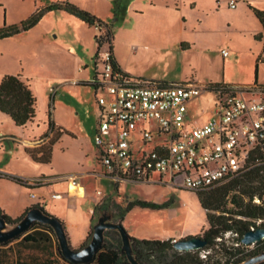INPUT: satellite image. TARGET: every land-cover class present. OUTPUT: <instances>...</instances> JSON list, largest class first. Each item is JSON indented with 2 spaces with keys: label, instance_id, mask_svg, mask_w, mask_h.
I'll return each mask as SVG.
<instances>
[{
  "label": "crops",
  "instance_id": "obj_1",
  "mask_svg": "<svg viewBox=\"0 0 264 264\" xmlns=\"http://www.w3.org/2000/svg\"><path fill=\"white\" fill-rule=\"evenodd\" d=\"M70 1L73 3L76 2L77 5L79 4L83 9L87 8L81 5L77 0ZM139 1V11L138 9H134L132 11L133 16L139 17L145 15L146 18L143 17L140 20H136L125 29V31L131 34H139V43L136 44L135 50L131 52V56L133 54H141L147 48L149 49L144 42V35H148L153 39L157 36L160 41L171 43L170 47H165L163 49L166 54H180L181 57L185 58L187 71L176 75H172L168 72H164V74L160 75H148L145 72L132 73L128 70L126 64L122 65L120 60H118L113 46V55L117 63L122 71L130 76L163 83L195 80L203 85L208 83L245 85V83H239L231 78L230 71H228L229 68L241 55L250 56L253 62H255V58L257 60L258 56H261L262 61L264 60L262 57L264 53L263 40L255 38L257 34L262 33L263 28L249 5L262 11H264V9L256 7L253 2L254 0H236L235 7L233 8L229 5L230 0ZM16 3L21 5L20 0H16ZM8 4L10 3L5 0H0V19L2 14V19L0 21L2 24L0 26L6 23L5 15ZM222 10L233 13L228 19L230 23L228 22L227 27H231L230 29H215L218 23V16H220ZM53 13H55V15L59 13L63 20L67 21V24H71L78 30L77 33L79 32L80 36L84 34L86 28L92 29L93 35L97 32V28H95L96 30L91 28V26L85 24L80 19L64 11H49L43 17L48 15L53 16ZM178 16L179 21L176 25L175 21ZM43 21L44 18H41L36 25L24 32L32 31L39 25H43ZM8 22H13V20ZM175 26L178 28L176 32L175 29L173 31ZM52 30L53 29L50 27L49 32L38 37L39 39L36 40V48L40 47V45H46L49 42L47 40V34H51ZM60 32L63 31L60 29ZM17 35L19 34L0 39V80L6 74H17L21 71V78L25 81L29 80L30 82L32 78L31 75L29 76L28 73L22 72V68L16 67L21 66L22 60L20 59L25 58L31 50L29 48H24L22 52H16V46H23V42L29 40L30 37L27 36L28 34H25L22 38H18ZM80 36L78 35L75 38H73V36L72 38L68 37L67 40L64 39L60 42L62 44V50L66 52L65 54L67 57L74 61L78 71L86 65H83L84 61L80 57L81 55L75 51L74 47L76 46L79 51L83 50L87 53H96L97 51L95 35L94 42L91 45L88 44L89 40L84 41ZM55 38L58 39V33L55 35ZM15 39H19L17 45L15 44ZM217 45L219 46L218 48H216ZM55 48V53L59 56V44L56 45ZM175 48H179L180 51H177ZM215 48L218 53L216 57L212 56V52ZM223 49H227L228 51L226 56L222 55ZM233 53L234 58L231 57ZM17 56L19 57L18 64L14 62ZM92 63L94 66L93 59ZM262 63L263 62H261V64ZM56 68L59 71V59L56 61ZM259 68L260 66L258 67L257 65V71ZM78 71H76L77 74L75 76H70L68 78L63 77L62 79H59V73H57L54 68L48 71L47 78L51 82L57 84L54 88V94H57L59 86L67 84L77 85L80 84V81L90 80V77L79 75ZM83 72L85 73L86 70H83ZM254 82L259 85L264 84L258 81L257 75L256 81L254 76V81L251 84ZM246 84L250 85V83ZM30 85L32 84L30 83L29 86ZM204 96L210 97V108L206 106L201 109V106H205L204 104L207 103L205 99L198 103V99ZM213 101V95L207 92L190 100L187 103V126L200 125L206 122L213 114ZM95 105L93 108L95 109V120L97 122V105L96 107ZM72 115H74L73 108L63 100L55 102V105H53V112L51 114L52 119L56 125L67 130L69 134H63L58 141L54 143L50 162L42 163L34 161L29 154L25 152V147L37 146L42 142L41 137L47 131V124H45L43 130L39 129V124L32 125V121L24 126H16L8 115L0 112L1 120L18 129V131L12 130L6 133L0 129V149L3 151L4 144H2V142L10 139L11 142L8 143V153L12 158L8 157V159L17 164L22 162L29 168L27 171L9 168L3 164L2 159L0 160V171L19 176L29 181L42 180L39 184L35 185V187L27 188L9 179L0 178V209L11 218H15L20 216L32 205L39 204L47 213L56 216L63 222L70 245L75 246L80 245L85 240L92 223L91 219L96 199V191L90 189L87 182L90 179L95 182L97 180L96 176H103L111 180L112 183L113 181L131 182L132 180H114L105 172L96 157L97 148L94 147L91 141L93 135L92 139H90L89 136H83L81 133H78L76 128H74V126L77 127V125L72 122L74 121ZM96 122L91 125L90 130H92L93 134ZM75 146H77L76 149ZM70 147H73V149L70 150ZM138 182L143 184H159L153 181ZM30 192H34L36 197L31 198L29 195ZM52 192L60 193L61 197L52 198L50 195ZM138 210L139 207L135 206L128 211L124 216L122 224L124 225L129 220L130 215ZM150 213L154 214L153 211ZM149 220L159 222L154 216ZM130 232V235L136 237L137 234L134 228L130 229ZM170 236L171 233L168 232L166 237ZM43 243L44 242L27 246L21 241V238H18L6 245H0V264H42L38 263L39 260H41L42 257H48V254L46 256L43 251ZM59 264H65L64 260L60 257Z\"/></svg>",
  "mask_w": 264,
  "mask_h": 264
},
{
  "label": "built area",
  "instance_id": "obj_2",
  "mask_svg": "<svg viewBox=\"0 0 264 264\" xmlns=\"http://www.w3.org/2000/svg\"><path fill=\"white\" fill-rule=\"evenodd\" d=\"M235 3L230 0V7ZM227 53L222 50L223 56ZM90 81L97 105L96 157L114 180L208 189L244 170L252 149L264 151L263 86L203 85L195 80L162 83L125 76L113 68L108 50L94 61ZM206 92L214 98L212 116L187 126V103ZM29 195L36 197L34 192ZM50 195L61 197L58 192ZM253 201L260 203L264 196ZM255 223L262 226L264 218Z\"/></svg>",
  "mask_w": 264,
  "mask_h": 264
},
{
  "label": "rangeland",
  "instance_id": "obj_3",
  "mask_svg": "<svg viewBox=\"0 0 264 264\" xmlns=\"http://www.w3.org/2000/svg\"><path fill=\"white\" fill-rule=\"evenodd\" d=\"M9 2L8 8L6 11L5 19L6 25H11L18 23L19 21L24 20L28 17L37 7H41L49 2L57 1V0H20L21 5L16 3V0H5ZM81 5H84L85 9L91 11L96 14L104 21H109L113 23V32L114 39L111 40L114 46V52L118 60L122 63V65L126 64L127 68L132 73L137 72H145L148 75H156V74H164V72H168L172 75L181 74L182 72L187 71V63L185 62V58L181 57L180 54H166L163 50L165 47H170L171 43H165L164 41H160L157 36L155 39L148 35H144V42L149 47L141 54L137 55L133 54L131 56V52L135 50L136 44L139 43L138 36L139 34H131L125 29H127L130 25H132L136 20H140L143 17L146 18L145 15L142 16H133V10L138 9L139 11V0H77ZM255 6L261 9H264V0H254ZM76 3V2H74ZM77 4V3H76ZM223 4V3H222ZM79 5V4H78ZM80 6V5H79ZM134 6V7H133ZM81 7V6H80ZM96 12V13H95ZM46 14V13H45ZM44 14V15H45ZM53 13L52 15H48L43 17V25H39L34 30L24 33H19L17 35L18 38H22L25 36L30 37L29 42H23V46H16V52H22L24 48L31 49L29 54L22 58L21 66H16L22 68V72L28 73L31 75L30 82L26 80L30 85L33 94L36 97L35 104V117L32 120V125L39 124V129L43 130V127L46 124L47 120V111L48 106L52 102L55 105V102H59L63 100L66 104H69L73 108L72 115L74 117V121H72L77 127L76 130L81 135L89 136L92 139L93 132L91 129V125L96 122V114L93 106L95 105V95L94 88L91 85H82V84H67L59 86V90L57 94H54V100L51 101L50 95L54 91L56 87L55 82H51L47 78V72L54 70L59 73V79L63 77L68 78L70 76H75L78 71L74 61L66 56V52L62 50L61 40H67L68 37L75 38L78 35L80 36L78 30L71 24H67L66 20L59 15V13ZM233 15L232 12H227L225 10L221 11L220 16H218V23L215 29H230L231 27H227L229 17ZM2 19V14H1ZM0 19V21H1ZM179 16L177 18L176 25L178 24ZM13 22H8L12 21ZM230 23V22H229ZM2 22H0V25ZM1 27V26H0ZM50 27L53 29L51 34H47V40L49 41L46 45H40V47L36 48L37 45L36 40H38L41 35L49 32ZM65 30H64V29ZM91 28L95 29V26H91ZM61 31L63 32H60ZM177 31V26L173 28V31ZM96 30V29H95ZM102 31H98L97 34L102 33ZM58 33V39L55 38V35ZM221 34V33H219ZM94 35L92 33V29H85L84 34L80 37L84 41H88V44H92L94 42ZM17 40V41H16ZM19 39H15V44L17 45ZM219 40V39H218ZM59 44V56L55 53V47ZM14 45V44H12ZM108 44H102L100 48L97 49L96 53H87L86 51H79L76 46L74 47L75 51L80 54L81 58L84 61L83 68L79 70V75L86 77H93L94 75V66L92 63L96 61L100 57V53L107 50ZM215 45V44H214ZM159 46V47H157ZM153 47V48H152ZM219 46L217 45L216 48ZM212 52V56H217V51ZM177 51H180L179 48H175ZM188 55V54H187ZM234 56V53L231 54V57ZM264 59V53L262 54ZM234 58V57H233ZM248 55H241L237 61L229 68L230 75L232 79H235L237 82L252 83L254 81V71H255V62ZM59 59V71L56 68V61ZM55 61V62H54ZM16 64L19 63V57L15 58ZM261 62H263L261 64ZM259 70L257 71V79L260 83H264V60L258 63ZM101 66L99 65V70ZM83 70H86L84 73ZM55 72V74H56ZM21 73V71H20ZM17 73V74H20ZM50 73V72H49ZM60 83V82H59ZM69 85V86H68ZM244 85V84H243ZM264 85V84H263ZM102 92H98L97 95H101ZM205 99L207 104H204L203 107L210 108V97L204 96L199 97L198 103L202 102ZM55 101V102H54ZM96 107V105H95ZM53 112V108L51 109V113ZM72 124V125H74ZM0 129L5 131H18L15 127L8 125L3 120L0 119ZM94 147L95 144L93 139L91 140ZM11 142L10 139L2 142L4 144L3 151L0 149V160L3 159V164L7 167L16 168L19 171H27L29 170L28 166H25L24 163H14V161H10L8 159V143ZM77 146H75V149ZM70 150L73 147L69 148ZM75 151V150H74ZM71 152V151H70ZM12 158V156L10 157ZM5 160V161H4ZM8 172V171H7ZM96 181H92L91 179L87 182V185L90 189L95 190V204L93 206L92 213V223L89 228L87 241L85 238V244L88 243L91 233H92V225L96 222L98 216L100 215L101 209L99 208L101 205H104L110 212L114 214V219L117 221V210L119 207H124L129 200L133 199H145L151 200L155 202H162L167 200L170 197H173L172 203L168 208L164 209H145L140 208L135 213L130 215L129 220L123 225L128 233L130 229L136 231V237L138 238H155V239H167L171 238L172 242L174 240H179L182 238H186V236H200L202 237L203 231L207 229L208 223L205 220L206 211L201 207L197 196L194 191L186 190L183 188H177L171 185L164 184H143L141 182L136 181H113L103 177L96 176ZM95 188V189H94ZM100 192V193H99ZM100 194V195H99ZM146 210V211H145ZM148 211H153L154 214H151ZM154 216L157 218V221H150L151 217ZM149 220V221H148ZM171 233L170 237H166L167 233ZM130 235V234H129ZM111 241H114L115 236H111ZM83 241V242H84ZM82 242V243H83ZM56 238L53 233L49 234L48 241H45L44 244V253L48 257H42L38 263L42 264H59V257L61 255L57 251ZM81 243V244H82ZM80 244V245H81ZM80 245L72 246L75 249H79ZM220 248V247H219ZM205 251H201V254H204ZM47 258V259H46ZM211 258L224 260L226 257L222 255V251L217 249V246L214 250H211ZM64 260V259H63ZM65 262V261H64ZM65 264H68L65 262Z\"/></svg>",
  "mask_w": 264,
  "mask_h": 264
},
{
  "label": "trees",
  "instance_id": "obj_4",
  "mask_svg": "<svg viewBox=\"0 0 264 264\" xmlns=\"http://www.w3.org/2000/svg\"><path fill=\"white\" fill-rule=\"evenodd\" d=\"M249 7L253 10L255 16L262 25V33L257 34L255 38L263 40L264 51V11L251 5H249ZM49 11H64L80 19L89 26H95L99 32L103 30L102 33L95 36L97 49L104 43L108 44L107 50L110 54L113 68L121 72L122 75L130 76L122 71L113 55V43L111 42V40L114 39L113 23L100 19L92 12L79 7L70 0L49 2L41 7H37L27 18L18 23L11 25H6L4 23V25L0 27V39L29 30ZM260 61H262V58L258 56L255 66V81L257 65ZM79 83L93 86L90 80L80 81ZM210 84L218 85L220 83ZM253 84H256V82ZM260 86L264 87L262 84H260ZM50 97L51 101H53L54 91ZM35 104L36 97L29 84L21 78L20 74H6L1 78L0 112L8 115L16 126H24L34 119ZM52 108L53 104L51 102L46 113L47 131L41 137L42 142L37 146L25 147V152L36 162L49 163L54 143L58 141L63 134H69L67 130L55 124L51 117ZM0 178L9 179L27 188L35 187V185L31 184L32 181L13 174L0 171ZM39 183L40 182L35 184ZM194 192L201 207L206 211L205 218L208 227L203 231L202 235L206 244L199 249L178 251L174 248V242H172L171 238L161 240L137 238L129 235L133 255L140 264H239L253 255L264 252V239L249 245L241 242V237L246 231L250 230V227L258 226L255 221L264 218V201L260 203L253 201L255 197L262 199L264 196L263 150L258 148L252 149L249 152L246 168L237 175L214 187ZM172 201L173 197L162 202L145 199L129 200L124 207L118 208L117 221H115L113 214V221L122 224L126 213L135 206L149 209H164L168 208ZM31 207L42 208L39 204H34ZM97 209L106 208L104 205H101L99 208L97 207ZM25 212L26 210L20 216L11 218L0 209V216L3 217L7 223L14 224L24 216ZM261 225L263 226L264 224ZM227 232H230V235L225 237V233ZM50 233H53L50 226L34 222L29 230L9 241L0 243V245H6L15 239L21 238V241L29 246L31 244L48 241ZM104 235L105 237L101 248L96 252L90 262L84 264H131L121 252V239L118 232L116 230H106ZM111 236L116 237L114 241H111ZM187 237L190 236H186V238ZM87 239L88 237L85 241H87ZM85 241L79 247L82 248ZM56 244L58 253L64 259L58 243ZM216 246L217 249L222 251V255L226 257L224 260L211 258V250H214ZM201 251H205V253L201 254ZM64 261L68 264H78L71 263L65 259ZM255 264H264V260Z\"/></svg>",
  "mask_w": 264,
  "mask_h": 264
},
{
  "label": "water",
  "instance_id": "obj_5",
  "mask_svg": "<svg viewBox=\"0 0 264 264\" xmlns=\"http://www.w3.org/2000/svg\"><path fill=\"white\" fill-rule=\"evenodd\" d=\"M34 222L51 227L60 252L65 260L71 263L84 264L90 262L101 248L106 230H116L121 239V252L131 264H140L134 257L130 243V236L123 225L113 221V213L107 208L101 209L100 215L92 225V235L89 242L82 248L75 249L70 245L65 228L59 218L51 215L40 207H30L24 216L16 223L9 224L0 216V243L9 241L29 230ZM264 239V226H257L246 231L241 237L243 244L249 245ZM206 241L200 236H190L174 241V248L178 251H190L202 248ZM264 260V252L253 255L239 264H255Z\"/></svg>",
  "mask_w": 264,
  "mask_h": 264
}]
</instances>
